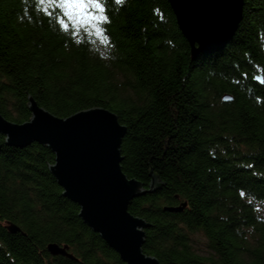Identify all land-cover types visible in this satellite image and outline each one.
<instances>
[{
  "label": "trees",
  "instance_id": "obj_1",
  "mask_svg": "<svg viewBox=\"0 0 264 264\" xmlns=\"http://www.w3.org/2000/svg\"><path fill=\"white\" fill-rule=\"evenodd\" d=\"M102 4L106 21L77 26L52 3L0 0L1 116L27 121L29 97L61 118L112 111L126 126L122 171L146 188L158 180L128 205L150 224L143 252L160 264H264V0H243L231 40L194 60L167 0ZM52 163L47 146L0 134V264H125ZM50 242L74 258L51 255Z\"/></svg>",
  "mask_w": 264,
  "mask_h": 264
},
{
  "label": "water",
  "instance_id": "obj_2",
  "mask_svg": "<svg viewBox=\"0 0 264 264\" xmlns=\"http://www.w3.org/2000/svg\"><path fill=\"white\" fill-rule=\"evenodd\" d=\"M177 26L190 47L191 60L218 51L231 40L242 18L243 0H167ZM261 82L260 77L256 78ZM231 100L228 94L221 98ZM30 118L22 123L0 114V134L6 143L25 147L32 142L47 146L54 154L50 173L62 187V194L76 203L78 215L92 231L119 255L125 264H160L143 252L145 228L149 223L128 211L130 201L156 189L157 179L146 188L129 178L121 168V142L126 126L112 111L102 107L80 110L57 117L29 97ZM186 203L166 207L180 211ZM10 232L19 228L8 224ZM51 255L74 258L67 244L50 242Z\"/></svg>",
  "mask_w": 264,
  "mask_h": 264
},
{
  "label": "snow or ice",
  "instance_id": "obj_3",
  "mask_svg": "<svg viewBox=\"0 0 264 264\" xmlns=\"http://www.w3.org/2000/svg\"><path fill=\"white\" fill-rule=\"evenodd\" d=\"M117 2H122V0H117ZM40 3H52L59 7L63 15L68 17L77 26L80 24H95L107 20V17L102 15L104 12L102 0H40ZM91 9H95L101 15H91ZM58 23L67 30L64 19H58Z\"/></svg>",
  "mask_w": 264,
  "mask_h": 264
},
{
  "label": "rangeland",
  "instance_id": "obj_4",
  "mask_svg": "<svg viewBox=\"0 0 264 264\" xmlns=\"http://www.w3.org/2000/svg\"><path fill=\"white\" fill-rule=\"evenodd\" d=\"M90 14L91 15H96L93 11V9L90 10ZM89 25H93V24H89ZM196 247H198L199 249L203 248V245H200V242L195 243Z\"/></svg>",
  "mask_w": 264,
  "mask_h": 264
}]
</instances>
